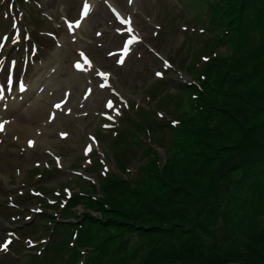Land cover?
Returning <instances> with one entry per match:
<instances>
[{
	"label": "rangeland",
	"instance_id": "374dc122",
	"mask_svg": "<svg viewBox=\"0 0 264 264\" xmlns=\"http://www.w3.org/2000/svg\"><path fill=\"white\" fill-rule=\"evenodd\" d=\"M83 2L0 0V41L7 37L4 48L0 47V51L3 49L0 54V123L4 124L0 132V243L9 237L15 238L7 251L0 250V264H38L44 260L40 255L27 256L26 248L32 245L27 239L19 240L18 235L26 234L34 240L35 249L47 243L48 238L42 236L40 224L43 216H50L54 211L44 207L41 201L52 200L59 190L66 187L77 191L79 186L84 188V182L77 173L91 176L95 181V174H87L84 169L91 160L102 157V149L112 160L110 168L115 163L112 154L124 150L129 152L126 163L136 169L134 180L137 188L147 183L143 167L150 161L142 141L134 139L125 146L120 139L96 136L101 137L97 132L99 128L117 124L122 112L128 110V104L141 106L137 112L131 105V113L149 125L158 123L159 114L172 120L180 116L192 117L195 113L193 98L188 88L180 83L190 81L192 76L196 85H200L199 74L205 64L203 58H208L212 50L213 44L210 47L208 44L213 31H208L209 16L204 15L203 4L188 0H87L90 11L84 16ZM254 2L255 7L253 4L250 14L254 18L264 15V0ZM120 17L128 23H123ZM76 19L81 21L79 26L74 22ZM14 22L16 28L13 27ZM69 23H72L71 28ZM203 26L208 33L204 34L206 42L204 36L194 32L203 30ZM131 33H136L141 42L135 43L124 55L122 46ZM239 38L240 44L248 45L252 50L253 46L260 45L264 38L262 19L260 26L254 25L253 31L240 33ZM227 48L228 45L223 44L215 49L224 53ZM81 52L87 60L80 56ZM110 52L115 55L110 56ZM121 57L124 63H116ZM166 59L173 64L166 65ZM77 60L83 66L81 69L74 66ZM12 63L16 67L13 72L15 82L9 89L6 77L12 72ZM237 68L242 70L244 80L252 86L254 80L250 81L251 75L247 73L253 64L240 59ZM101 71L110 73L107 79L110 85L103 88L99 85L105 84L104 78L97 75ZM159 72L162 75L157 76ZM220 72L212 69L204 78L213 83ZM21 82L26 90H21ZM109 100L113 102L112 108L106 105ZM56 103H61L59 109L54 107ZM51 114H54V119L50 118ZM106 114L111 123L104 122ZM125 120L134 122L128 115ZM121 127L122 131L128 129L123 123ZM62 132L68 135L61 137ZM104 133L110 134L108 131ZM177 138L175 133L165 128L153 133L150 145L154 146L161 167L180 156L175 145ZM29 140L34 141L33 146L28 145ZM46 171H51L52 175L45 176ZM240 177L241 173L235 172L225 181L221 180L226 189L223 186L219 188L216 217L191 238L193 243L190 245L194 248L191 250L196 251L195 256L202 262L210 263L207 257L214 253V257L224 255L227 251L223 248L241 235L234 225L236 223H232L233 219L244 218L248 210L264 206L263 198L256 204L251 203L250 208H242L245 193L237 185ZM84 190L97 196L89 187ZM29 191H34L33 195L25 199L18 197L28 195ZM39 208H44V211L38 212ZM78 210L83 212L84 207L79 206ZM87 211L100 215L94 208ZM181 218L184 223L188 220ZM31 219L33 222L30 224L26 222ZM51 220L44 218L45 225L52 224ZM259 225L260 228L264 226L263 223ZM118 231L115 227L101 229L103 235L113 234V257H107L105 264H109L110 259L111 264H139L131 254L136 247L139 248L143 238L137 232ZM229 232L231 237L226 238ZM62 234L56 232L54 242ZM241 242L233 243V251L246 248ZM193 263L173 261L167 264Z\"/></svg>",
	"mask_w": 264,
	"mask_h": 264
},
{
	"label": "trees",
	"instance_id": "16d2710c",
	"mask_svg": "<svg viewBox=\"0 0 264 264\" xmlns=\"http://www.w3.org/2000/svg\"><path fill=\"white\" fill-rule=\"evenodd\" d=\"M190 1L205 6V14L209 16L208 31H213L208 44L209 47L213 44L211 52L214 54L216 46L223 44L228 48L227 53L219 52L205 63L201 72L203 78L199 75L200 85H187L195 110L192 117L180 116L176 125L161 121L152 129L155 132L167 128L175 133L180 156L161 167L155 150L145 145L150 162L143 167L147 183L142 187L137 188L132 178L110 173L102 179L103 197L95 198L83 191L74 193L69 203L59 209L69 214L66 219L75 218L76 221L65 224L52 217L56 228L64 224L65 227L60 232L62 238L52 242L42 255L48 264H81L82 259H85L84 264H105L113 251V234L103 235L101 229L112 227L117 228L118 233L137 232L143 238L139 248L131 254L139 264L173 261L264 264V226L260 228L259 225L264 224L263 205L248 210L244 213L246 217L232 221L241 234L234 242L243 241L246 248L233 251L234 242H230L223 248L227 251L224 255L214 257V253L207 257L210 263H206L195 256L190 245L192 236L217 215L219 188L226 189L221 180L225 181L235 172L241 173L237 185L245 193L243 209L264 198V38L253 50L240 44L239 38L240 33L253 31L254 25L260 26L261 19L263 31L264 15L254 18L250 14L253 4L255 7L254 0ZM240 59L253 64L247 73L251 75L250 81L254 80L252 86L237 68ZM212 69L221 72L210 83L204 77H208ZM127 135L140 141L132 131L123 132L121 141L127 139ZM128 155L125 150L117 155L118 168L123 173L128 172ZM94 191L97 193L96 188ZM81 204L86 211L76 215L73 209ZM90 208L100 215L91 214L87 211ZM181 217H186L187 222ZM73 235L77 246L70 245ZM227 237H231V232Z\"/></svg>",
	"mask_w": 264,
	"mask_h": 264
},
{
	"label": "snow or ice",
	"instance_id": "6c2138e0",
	"mask_svg": "<svg viewBox=\"0 0 264 264\" xmlns=\"http://www.w3.org/2000/svg\"><path fill=\"white\" fill-rule=\"evenodd\" d=\"M129 2H131V0H129ZM89 11H90V5L87 2V0H84V2H83V13H84V16H87L89 14ZM112 11L115 12L116 10L115 9H112ZM117 17H119V13H117ZM120 19L122 20L123 23H128V21L125 20L124 18L120 17ZM74 22H75V24L77 26H79L81 21H80V19H76ZM68 27L71 28L72 27V23H69L68 24ZM116 31L119 32L120 29L117 28ZM129 31H131V29H129ZM97 34L99 35V33H97ZM5 39H7V37H5ZM136 39H139V38L138 37H132L130 40L124 42V44L122 46V51L127 52L128 51V45H129V43H131L133 40H136ZM13 42H15V41H13ZM109 55L110 56L111 55H115V53L110 52ZM80 56H84V53L81 52L80 53ZM85 59L87 60V57H85ZM204 59H207V57H204ZM88 63L90 64L91 62L88 61ZM116 63L123 64L124 63V59L121 57V58H119V59L116 60ZM74 66L77 69H81L83 67L79 60H77L75 62V65ZM97 75L103 77L105 79V81H107L108 77L110 76V73L109 72L101 71V72H98ZM156 75L157 76H160L162 74L161 73H156ZM6 80H7V77H6ZM106 86H107L106 83L99 85V87H101V88L106 87ZM20 88H21V90H23V88H24V85H23L22 82L20 84ZM106 105H107L108 108H112L113 107V102L111 100H109V101L106 102ZM54 107L57 108V109H59L61 107V103H56L54 105ZM50 118L54 119V114H51ZM3 128H4V124L3 123H0V130H3ZM67 135H68V133H65V132L60 133V136L61 137H66ZM27 143H28L29 146H33L34 145V141H32V140H29ZM87 150H90V148L87 149ZM57 162L59 163V157H57ZM10 243H11V240L10 239L4 240L3 243H0V250L7 251Z\"/></svg>",
	"mask_w": 264,
	"mask_h": 264
},
{
	"label": "bare ground",
	"instance_id": "6f19581e",
	"mask_svg": "<svg viewBox=\"0 0 264 264\" xmlns=\"http://www.w3.org/2000/svg\"><path fill=\"white\" fill-rule=\"evenodd\" d=\"M65 29V28H64Z\"/></svg>",
	"mask_w": 264,
	"mask_h": 264
}]
</instances>
